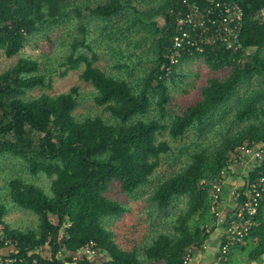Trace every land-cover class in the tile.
<instances>
[{"label":"trees","instance_id":"trees-1","mask_svg":"<svg viewBox=\"0 0 264 264\" xmlns=\"http://www.w3.org/2000/svg\"><path fill=\"white\" fill-rule=\"evenodd\" d=\"M232 2L244 11L243 49L238 52L216 42L213 31L200 37L178 24L194 7L211 8V0L0 1V54L8 59L36 37L51 41L54 31L65 28L71 38L61 40L53 54L23 56L0 74V157H15L32 176L51 180V196L20 178L10 181L12 204L35 214L39 226L12 229L0 203L1 255L5 251L3 256L15 259L14 264H183L190 251L206 246L219 225L214 184L241 160L243 148L264 141V88L252 89L255 79L264 86V0ZM92 22L99 34L93 44L110 48L118 59L113 69L128 78L143 70L145 59L137 51L150 44L146 56L152 67L143 70L140 85L98 67L100 55L90 43ZM184 32L204 41L203 52L182 51L173 65L174 40L180 36L184 42ZM192 59L202 60L214 76L194 104L170 115L167 83ZM81 70L80 80L94 87L96 105L114 123L99 117L78 121V87L55 97H28L37 89L52 90L54 76L65 79ZM156 98L157 117L145 121ZM165 133L178 143L190 133L194 139L174 148L159 140ZM165 165L167 174L146 203L150 212L144 222L127 227L125 247L104 222L120 220L131 210L107 194L116 185L132 195ZM263 172L264 163L258 162L245 189ZM238 210L221 220L223 234ZM223 242L224 237L219 251ZM236 254H245V261L234 263ZM226 257V264H264V198L251 231Z\"/></svg>","mask_w":264,"mask_h":264},{"label":"rangeland","instance_id":"rangeland-1","mask_svg":"<svg viewBox=\"0 0 264 264\" xmlns=\"http://www.w3.org/2000/svg\"><path fill=\"white\" fill-rule=\"evenodd\" d=\"M73 24V23H72ZM97 23L92 22L91 24V44L99 36L97 29ZM50 40L40 36L36 37L29 46L20 55L13 59H8L4 53L0 54V74L6 72L11 68L19 58L21 57H39L45 53L53 54L54 50L60 48L59 42L65 40L70 42L71 38L68 36V30L65 28L60 31H54L50 33ZM141 37L136 40L141 41ZM94 48L98 51L100 55V61L97 64L100 69L106 72L110 76H125L133 86H138L142 83V78L144 76L143 70L152 67V63L148 60L146 56L148 54V47L150 44L144 46L137 53L145 60L141 62V68L143 70L135 71L134 75L128 78L125 72H120L114 70V66L118 63L117 57L107 46H102L100 42H95ZM124 47V45H122ZM65 50L67 48L65 47ZM127 53V52H126ZM264 55V53H263ZM137 61V60H136ZM55 69H58V64L54 65ZM83 70V69H82ZM81 71L72 72L65 79H60L58 75L53 77V88L52 90H40L37 89L29 93V98H38L43 94L51 97L59 96L61 94L68 93L73 87H78L79 89V107L75 111V117L78 121H84L93 118H102L103 120L114 123L111 121L110 116L105 112L104 108L99 107L95 103L96 91L91 84L85 83L80 80ZM178 76L169 80L167 83L169 93L171 96V102L169 106L170 115L181 113L188 106L194 104L200 97V89L205 83L208 82L210 78L214 76L202 60L192 59L183 62L178 68ZM253 88L255 90H262L264 88L262 80H253ZM244 92V91H242ZM158 98L154 100V107L150 114L144 118L145 121L152 120L157 117L156 102ZM194 139V134L190 133L183 143H191ZM159 140H165L169 142L174 148L183 143H178L169 136V134H163ZM166 160V158L164 159ZM171 160V159H170ZM167 166H163L158 174L154 175L150 184L142 187L136 193L132 195L124 194L120 191V188L113 185L107 196L113 201L121 203L124 207L131 210L130 215H125L122 219H108L104 222V226L108 230H112L118 236V242L122 243L126 247V242L124 243V238L128 237L129 225H134L138 221L144 222L145 218L148 216L149 212L147 210V200L150 193L154 190L156 185L166 176ZM22 179L25 182L35 184L44 189L48 196H51V180L44 175L32 176L28 171V168L24 163L12 156L0 157V203L6 206L8 214L5 216V222L10 225L14 230L28 231L29 229H37L39 226L38 217L26 210H20L16 208L9 196H8V185L10 181L14 179ZM52 220H57L56 217H52ZM144 224V223H143ZM131 225V226H132ZM145 229L147 224H144ZM237 261V257L234 255L233 262Z\"/></svg>","mask_w":264,"mask_h":264},{"label":"built area","instance_id":"built-area-1","mask_svg":"<svg viewBox=\"0 0 264 264\" xmlns=\"http://www.w3.org/2000/svg\"><path fill=\"white\" fill-rule=\"evenodd\" d=\"M1 1V0H0ZM212 7L201 10L194 7L195 11L185 17L177 20L178 24L191 27L194 33H199L200 37L208 31H213L216 36V42L226 46L231 51H241L243 45L240 42L243 30L244 11L240 5L233 3L232 0H211ZM183 31V28H182ZM184 42L180 36L174 40V48L171 51L172 64L178 63L182 51L196 50L203 52L204 41L202 39L192 40L191 34L184 32ZM251 154L257 162L264 163V141L255 146L254 149H242V155ZM223 172L219 184H214L215 191L214 203L219 205L217 211L218 219L221 216L220 208L223 203ZM240 198L243 199L241 206L237 212L236 218L232 219L230 226L224 234V244L219 251L217 264H226L227 254L232 247L241 244L254 225V218L258 215L262 208L264 198V172L257 183H252L241 193ZM222 245V243H221ZM89 257L93 256L90 251L86 252ZM13 258H5L0 254V264H14ZM183 264H198L195 260V250L190 251Z\"/></svg>","mask_w":264,"mask_h":264},{"label":"crops","instance_id":"crops-1","mask_svg":"<svg viewBox=\"0 0 264 264\" xmlns=\"http://www.w3.org/2000/svg\"><path fill=\"white\" fill-rule=\"evenodd\" d=\"M257 163L258 162L254 159L253 155L244 154L239 162L234 164L229 171L225 172L223 182V203L220 208L221 216L218 220L219 225H221V220L226 216L231 217V215L238 210L239 202L241 201L239 195L246 190V178L248 174L254 170ZM219 225L206 246L202 250L195 249V260L198 264H217V255L225 234L220 230ZM2 253L4 255L5 251ZM244 256L245 254H236V262L245 261Z\"/></svg>","mask_w":264,"mask_h":264}]
</instances>
